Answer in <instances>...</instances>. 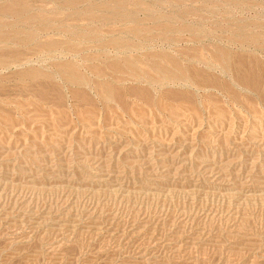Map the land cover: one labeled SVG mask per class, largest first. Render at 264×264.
<instances>
[{"label":"rangeland","instance_id":"374dc122","mask_svg":"<svg viewBox=\"0 0 264 264\" xmlns=\"http://www.w3.org/2000/svg\"><path fill=\"white\" fill-rule=\"evenodd\" d=\"M21 1L0 32H54L2 43L0 264H264V0ZM69 28L130 48H32Z\"/></svg>","mask_w":264,"mask_h":264},{"label":"bare ground","instance_id":"6f19581e","mask_svg":"<svg viewBox=\"0 0 264 264\" xmlns=\"http://www.w3.org/2000/svg\"><path fill=\"white\" fill-rule=\"evenodd\" d=\"M65 4H68V3H65ZM4 11V16H8V15H14L16 17H21L22 14H24V17L23 19H31L33 18V15H31L29 12H31L30 8L28 5H24L23 2L21 0H13V1H8L6 4L4 5H0V10H5ZM112 9H115L114 7ZM90 13V12H89ZM106 13V12H105ZM80 14V13H79ZM109 14V13H107ZM70 15V14H69ZM95 15V14H94ZM101 15V14H99ZM103 15V14H102ZM113 15V14H112ZM110 15V16H112ZM96 16V15H95ZM98 16V15H97ZM102 16H100V19H101ZM109 17V16H108ZM70 18V17H69ZM97 18V17H96ZM106 18H107V15H106ZM106 18L104 17L105 21H106ZM93 20V19H92ZM92 20L90 21L89 20V23L92 22ZM96 20V19H95ZM103 20V19H102ZM108 20V19H107ZM110 20V19H109ZM115 20V19H114ZM111 21V20H110ZM4 22V21H3ZM7 22V21H5ZM109 22V21H108ZM36 23V22H34ZM1 24V22H0ZM4 24V23H3ZM6 25V24H5ZM5 25H0L1 26H5ZM8 25V23H7ZM38 25V23H37ZM162 27V26H161ZM160 29H163V28H160ZM171 27H167V26H164V31H168L170 30ZM90 30V29H89ZM88 30V32H89ZM66 31V36H67V39L65 40H62L64 43H57V42H60L58 40H54L53 38L50 37V39H46V40H41L39 42H37L35 44L34 47L32 48H35L37 49V51H44V52H47V54L51 55L53 52H54V49L56 48V46L58 45H61L63 46V50L64 51H70V48L74 46V43H72L75 39H78V38H82L83 40H85L86 42H89V43H94L95 42V45L98 47L97 50H100L102 47L103 49L105 48V44L106 46L107 45H112L114 48H117L119 50H126V49H129L130 48V43L129 41L127 40H124L122 38H117V37H114V38H110V40H108V42L105 40L103 41L102 40V35L95 32V31H92L90 33H84L82 32L83 34H73L70 38V28L69 29H66L64 30ZM161 30V32H164ZM20 31H14V32H10L8 34H3L2 32H0V68H9L11 66H15V67H21L23 65V61L27 60L28 57H29V54L27 53V49L25 51H19L18 49H10L9 48H4L3 47V44L4 42H12V41H16V43H20L24 46H32V41L33 40H37L38 37H46L47 35H50L51 33H53L54 31H51L50 29H46V28H41L40 31H37V32H34L31 31V30H25V35H20L19 34ZM163 34V33H162ZM165 35V33L163 34ZM115 36V35H114ZM47 38V37H46ZM49 38V37H48ZM195 40V39H194ZM106 42V43H105ZM203 42V41H202ZM242 43V42H241ZM258 43V42H257ZM259 45L258 46H262L264 48V42H261L258 43ZM76 46V45H75ZM30 48V47H29ZM74 48V47H73ZM107 48V47H106ZM72 49V48H71ZM75 49V48H74ZM105 50V49H104ZM106 51V50H105ZM28 54V55H27ZM154 55V54H153ZM212 59H215L217 62H220V63H223L224 65H227V62L229 60V57L228 55H226L225 53L219 51V50H214L212 51L211 53V56H210ZM164 58L171 62L172 64V69H171V74L173 73H179L181 72L182 74H184L185 72H182L181 68L178 67L177 63H175L174 61H170L169 57L167 55L164 54ZM150 59V58H149ZM132 58H128L125 57L123 59V61L120 63V62H114L112 64V67L114 68V70L116 72L118 71H123L124 69L125 70H129L130 73L134 74L136 72H134L135 70L133 69L132 67ZM228 66V65H227ZM57 67L59 68V70H63V71H66V68L69 67L68 65L66 64H58ZM22 68V67H21ZM35 69V68H34ZM33 68H29V69H26L25 71L22 72L23 75L27 76L28 78H33L34 75H37L39 73V76H41V72H37L36 69L34 70ZM97 69V68H95ZM156 72H155V70ZM153 71H152V75L154 76L156 73H165V71L159 67H154ZM100 68L97 70L99 72ZM6 71V69H5ZM41 71V70H40ZM19 72V71H18ZM43 72V71H42ZM101 72V71H100ZM115 72V73H116ZM114 73V72H113ZM188 73V72H187ZM21 74V73H20ZM181 74V75H182ZM70 75V74H69ZM180 75V76H181ZM42 76H45L47 77L48 74L46 75H42ZM54 76V75H53ZM71 77L73 78H76L78 77L77 75H73L71 74L70 75ZM69 76V77H70ZM175 76H178V74H176ZM37 77V76H36ZM196 77V75H193V78ZM49 78V77H48ZM175 78H178V77H175ZM245 78L246 80L248 78L246 77H243ZM251 79L248 80V82H250L252 85H255V79L256 77L253 76V77H250ZM98 87L100 89V91H103V89H105V87L102 85V84H98ZM42 94H45V92L41 91Z\"/></svg>","mask_w":264,"mask_h":264}]
</instances>
